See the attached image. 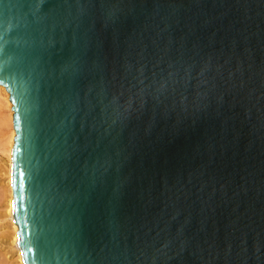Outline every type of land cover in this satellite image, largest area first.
Returning a JSON list of instances; mask_svg holds the SVG:
<instances>
[{
    "label": "water",
    "instance_id": "95a60500",
    "mask_svg": "<svg viewBox=\"0 0 264 264\" xmlns=\"http://www.w3.org/2000/svg\"><path fill=\"white\" fill-rule=\"evenodd\" d=\"M0 67L24 264H264V0H0Z\"/></svg>",
    "mask_w": 264,
    "mask_h": 264
},
{
    "label": "bare ground",
    "instance_id": "6f19581e",
    "mask_svg": "<svg viewBox=\"0 0 264 264\" xmlns=\"http://www.w3.org/2000/svg\"><path fill=\"white\" fill-rule=\"evenodd\" d=\"M0 111L2 112L1 113L2 117H0V124L6 130V132L2 134L1 136L2 139L0 140V152H1L0 156L3 155L2 176L4 177V187L2 188L3 190L2 191L0 190V191L3 192L2 193L4 197L3 202H5V204L3 205L5 206L3 207L4 214L1 220L2 222L3 220L4 222L6 221L7 223V224H3L5 226L4 228L6 229V231L2 227L3 232L1 231L0 233L2 235L1 234L0 235L3 236L4 238L5 236L8 235L7 240H9V243L8 242L7 243L10 244V248L14 250V254L16 256L15 260H17V264H24L21 251L19 248V240H18V235H17L18 228L14 221V215H13V195H12V187H11V149L13 146V140L15 136V132L13 129V123H12L13 111H12V104L9 100V94L3 86H0ZM4 111L5 113H3ZM6 261L8 260L6 259Z\"/></svg>",
    "mask_w": 264,
    "mask_h": 264
},
{
    "label": "rangeland",
    "instance_id": "374dc122",
    "mask_svg": "<svg viewBox=\"0 0 264 264\" xmlns=\"http://www.w3.org/2000/svg\"><path fill=\"white\" fill-rule=\"evenodd\" d=\"M2 112L0 111V117H2L1 114ZM3 113H5V111L3 112ZM2 132V133H1ZM6 132V130L4 129V127L3 126H1V124H0V140L2 139V134H4ZM0 155H1V152H0ZM2 159H3V155L2 156H0V190L2 191L3 189V187H4V177L2 176V166H3V164H2ZM2 184H3V186H2ZM0 191V232L2 231L3 232V228L5 227L3 224H7L6 223V221L4 222V220H3V222H2V218H3V214H4V208L3 207H5V206H3L4 204H5V202H3V200H4V197H3V192H1ZM3 198H2V197ZM2 198V199H1ZM3 225V226H2ZM3 227V228H2ZM5 229V228H4ZM5 231H6V229H5ZM6 233V232H5ZM1 234V233H0ZM2 235V234H1ZM0 235V236H1ZM7 237V238H6ZM3 238V239H2ZM2 239V240H1ZM8 239V235L7 236H5V238L3 237V236H1L0 237V264H17V260H15L16 259V256H15V254H14V250L12 249V248H10V244H8L9 243V240H7ZM8 242V243H7ZM9 245V246H8ZM4 255V256H3ZM15 256V257H14ZM6 259L8 260V261H6ZM13 260V261H12ZM10 261V262H9Z\"/></svg>",
    "mask_w": 264,
    "mask_h": 264
},
{
    "label": "snow or ice",
    "instance_id": "6c2138e0",
    "mask_svg": "<svg viewBox=\"0 0 264 264\" xmlns=\"http://www.w3.org/2000/svg\"><path fill=\"white\" fill-rule=\"evenodd\" d=\"M3 69H2V67H0V71H2ZM20 176L22 177L23 176V173L22 172H20ZM21 187H22V182H21V185H20Z\"/></svg>",
    "mask_w": 264,
    "mask_h": 264
}]
</instances>
